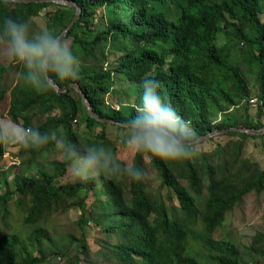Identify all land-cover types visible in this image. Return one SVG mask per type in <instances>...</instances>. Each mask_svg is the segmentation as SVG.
<instances>
[{
  "label": "trees",
  "instance_id": "trees-1",
  "mask_svg": "<svg viewBox=\"0 0 264 264\" xmlns=\"http://www.w3.org/2000/svg\"><path fill=\"white\" fill-rule=\"evenodd\" d=\"M67 1L80 8L63 37L81 60L79 79L49 75L59 86L77 83L97 115L118 123L89 116L73 87L37 91L20 78L25 69L15 62L0 63V103L8 94L11 121L42 134L64 136L82 149L103 145L116 156L107 125L126 129L121 123L135 116L143 81L155 79L162 98L191 121L198 138L216 129L264 126V0ZM42 10L47 19L38 27L33 19ZM75 13V5L54 1H18L10 6L0 0V32L7 17L28 22L30 35L44 29L59 35ZM220 34L225 42H218ZM11 68L16 71L14 82L5 87L3 77ZM254 97L258 104L253 117L249 101ZM81 113L84 137L72 127ZM250 138L264 134L221 132L201 139L194 158L175 162L135 152L132 164L143 169L149 157L158 171V191H151L144 180L125 176L102 178L101 184L58 183L67 171L64 159L51 161V168L37 160L55 143L39 149L21 147L20 153L27 151L30 157L20 166L12 165L15 172L2 169L0 162V215L6 219L12 202L22 225L33 228L25 236L0 235V264H42L49 256L67 255L72 247L77 251L69 259L72 264H80V255L107 264H264V232H257L243 249L229 239L213 237L246 194L264 189V168L244 155ZM4 151L0 145V160ZM30 167H38L39 176L28 175ZM161 189L177 204L165 203ZM91 195L95 199L87 206ZM71 203L81 208L80 236L52 234L49 219ZM89 221L103 234L95 249L83 230Z\"/></svg>",
  "mask_w": 264,
  "mask_h": 264
},
{
  "label": "clouds",
  "instance_id": "clouds-1",
  "mask_svg": "<svg viewBox=\"0 0 264 264\" xmlns=\"http://www.w3.org/2000/svg\"><path fill=\"white\" fill-rule=\"evenodd\" d=\"M6 5H15L18 0H3ZM3 54L25 69L18 74L21 79L37 91H46L51 86L50 73L61 80H77L81 60L73 54L69 43L61 36L44 29L30 35L28 22H17L5 18L0 32ZM158 80L145 79L140 103L135 105V116L127 123V134L123 137L126 146L136 153L167 160L181 161L194 158L199 151V138L190 120L182 118L170 102H166L158 91ZM121 135L119 132L116 133ZM55 143L61 152L67 171L74 180L95 181L106 178L128 177L141 182L147 174L134 164L119 160L103 145L81 148L64 136L41 133L38 129L25 127L22 123L0 120V145L15 144L24 148L39 149Z\"/></svg>",
  "mask_w": 264,
  "mask_h": 264
},
{
  "label": "rangeland",
  "instance_id": "rangeland-1",
  "mask_svg": "<svg viewBox=\"0 0 264 264\" xmlns=\"http://www.w3.org/2000/svg\"><path fill=\"white\" fill-rule=\"evenodd\" d=\"M46 19L47 17L42 10L40 15L35 17L33 20L38 27H43ZM104 20L106 21V18ZM36 25H33L35 33H37L38 29ZM218 42H225V38L221 34L219 35ZM3 49L4 45L2 43L0 63L4 66H7L9 63H11V61H9L5 57V55L3 54ZM15 75L16 71L14 68H11L10 72L8 71L5 74V76L3 77V83L5 87H8L14 82ZM126 84L127 83L124 82V85ZM255 92L256 90L252 87L251 95H255ZM115 103L116 102L112 100V104L115 106V108H117V105ZM8 107L9 95L6 94L2 102L0 103V120H10L9 116L7 115ZM250 114L253 117L255 116V108L252 106ZM83 118V114H79L77 116V121L72 122V127L76 132H78V134L84 137L87 131L83 122ZM99 129L100 128L96 126L95 133L99 132ZM117 132H119L121 135L118 136L116 134ZM106 134L116 147V157L126 164H132L135 152L129 149L123 142V137L127 134V128L117 129L115 126L109 124L106 127ZM80 143H82V140H80ZM206 144L209 145V143ZM4 148L5 151L0 160L1 164L4 165L2 169H6V167H8V169L10 168V170H13L15 172L16 168H12L11 166L14 164L18 165L21 160L30 157V154L27 151H24L22 154L20 153V145L8 144L4 145ZM244 155L249 157V159L253 161H257L259 166L261 168H264V138L248 139ZM149 159V157H145V162L143 165V169L147 174V177L144 181L146 183V186L151 191H158L160 189V176L158 171L150 163ZM37 160L42 165V167L51 168L50 162L53 160H63V156L58 150L57 146L54 145L49 149L47 153L42 156H38ZM28 175L39 176L38 167H30L28 170ZM10 177L11 176L9 175V178ZM58 180V183H67L74 179L70 176L68 171H66V173ZM160 192L165 197L164 189H161ZM94 199V195L87 197V206H89V204ZM164 200L165 203L177 204V201L174 198L169 200L168 197H165ZM9 205L10 212L6 219L4 220L0 215V235L12 232H17L21 236L27 235L33 227L22 225L21 214L19 210L16 209L15 205L12 202H10ZM80 214V206L78 204L71 203L65 212L57 213L55 217H51L47 223V226L52 234L59 235L60 237L65 236L69 233L79 237L81 234V229L77 221L80 217ZM83 230L87 240L90 243V246L92 247V249H95L98 245L97 239L103 235L102 232L94 225L92 221H89L86 223V225H83ZM257 232H264V189L260 193H255L253 191L246 194L243 198V201L238 206H235L231 212L226 214L223 225L214 231L213 237L215 239H229L243 249L251 243L254 235ZM112 242H116L115 235L114 237H112ZM75 253H77V251L72 247V250L67 255L64 256L61 254H56L49 256L48 260H46L42 264H72L69 259ZM34 254H36V252H34ZM79 257L80 264H107L106 261L100 263L96 260L91 261L89 258L84 259L82 255L78 256V258Z\"/></svg>",
  "mask_w": 264,
  "mask_h": 264
},
{
  "label": "water",
  "instance_id": "water-1",
  "mask_svg": "<svg viewBox=\"0 0 264 264\" xmlns=\"http://www.w3.org/2000/svg\"><path fill=\"white\" fill-rule=\"evenodd\" d=\"M18 1H30V0H18ZM34 1H43V0H34ZM48 1H54V2H58V3H62V4H66V5H75L76 6V13L74 15V17L71 19V21L69 22V24L63 29V31L58 35L61 36L62 38L67 34L68 30L70 29V27L73 25V23L75 22V20L78 18L79 13H80V8L79 6L75 3V2H71V1H67V0H48ZM50 76V75H49ZM51 77V76H50ZM51 86L55 89L56 92H64L66 91L69 87H73L76 89V91H78V93L80 94L83 103L86 107V111L88 113L89 116H91L92 118L98 120V121H108V122H113V123H118L117 121H114L112 119H108V118H102L99 115H97L95 113V111L92 108V105L89 101V99L87 98L86 94L82 91V89L80 88V86L77 83H72L71 85H65V86H59L54 79L51 77ZM128 122H123L121 123L124 126H127ZM231 129H235L238 131H242V132H246L248 134L251 135H263L264 134V126L260 127V128H251V127H236V128H230V129H216L212 132H208L206 135H203L199 138V140L210 137L212 135H216L218 133L221 132H225Z\"/></svg>",
  "mask_w": 264,
  "mask_h": 264
},
{
  "label": "built area",
  "instance_id": "built-area-1",
  "mask_svg": "<svg viewBox=\"0 0 264 264\" xmlns=\"http://www.w3.org/2000/svg\"><path fill=\"white\" fill-rule=\"evenodd\" d=\"M249 102H250V106H252V107H254V108L256 109V106H257V104H258L257 98L254 97V98L250 99ZM263 110H264V109H263ZM74 122H76V120H74Z\"/></svg>",
  "mask_w": 264,
  "mask_h": 264
}]
</instances>
